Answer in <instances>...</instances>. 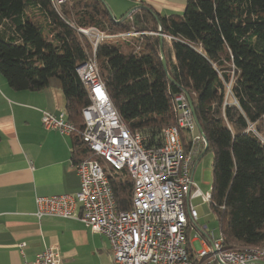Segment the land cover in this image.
Here are the masks:
<instances>
[{"label":"trees","instance_id":"trees-1","mask_svg":"<svg viewBox=\"0 0 264 264\" xmlns=\"http://www.w3.org/2000/svg\"><path fill=\"white\" fill-rule=\"evenodd\" d=\"M133 8L114 19L104 0H68L58 11L50 0H0V73L14 90L59 87L76 128L72 163L103 166L81 136L89 99L76 72L93 52L80 29L101 32L95 60L120 119L157 133L175 124L173 97L188 95L213 153L208 202L224 245H264V0H185L169 16ZM180 132L186 155L193 135ZM110 167L117 207L127 209L130 176Z\"/></svg>","mask_w":264,"mask_h":264},{"label":"built area","instance_id":"built-area-1","mask_svg":"<svg viewBox=\"0 0 264 264\" xmlns=\"http://www.w3.org/2000/svg\"><path fill=\"white\" fill-rule=\"evenodd\" d=\"M58 11L68 0H50ZM139 1V0H134ZM93 47L92 55L77 65V75L89 103L82 108V139L94 155L131 179L130 206L119 209L102 165L95 159L73 163L80 188L73 194L36 196L34 215L75 219L91 232L107 238L112 264H264V245L226 247L220 232L197 223L191 200L209 201L192 179V156L205 141L184 94L173 97L175 124L157 133L128 129L114 108L100 78L95 50L104 35L80 29ZM264 117V115H263ZM44 128L65 135L76 132L66 114L42 111ZM253 130L252 125L248 126ZM190 132L191 147L184 155L180 130ZM23 246V243L19 245ZM57 246L45 247L24 264H60Z\"/></svg>","mask_w":264,"mask_h":264},{"label":"crops","instance_id":"crops-1","mask_svg":"<svg viewBox=\"0 0 264 264\" xmlns=\"http://www.w3.org/2000/svg\"><path fill=\"white\" fill-rule=\"evenodd\" d=\"M123 1L104 0L114 19L139 2L162 16L179 14L185 4V0ZM42 111L65 113L59 87L14 90L0 73V264L30 262L48 246L58 247L60 264H73L70 257L77 246L91 241L97 250V236L105 239L110 252L107 238L78 220L34 215L36 196L73 194L80 188L71 160L72 137L44 128ZM200 150L198 145L191 158L192 173Z\"/></svg>","mask_w":264,"mask_h":264},{"label":"rangeland","instance_id":"rangeland-1","mask_svg":"<svg viewBox=\"0 0 264 264\" xmlns=\"http://www.w3.org/2000/svg\"><path fill=\"white\" fill-rule=\"evenodd\" d=\"M129 1L135 3L134 0ZM179 14H181V12ZM212 157L213 153L211 150L205 153H202L201 151L197 157L198 159L192 173L193 182L203 194L209 193L211 189ZM103 166L107 170L111 168L109 163H104ZM191 204L194 206L198 214L197 223L200 225H205L208 230H214L215 235H218L219 228L217 217L214 211L211 209L209 202L203 201L202 197L199 196L192 199ZM97 239V250L95 247H93L91 241L77 246V253L71 255L70 257V259L73 260V264H111L112 255L109 251H107V242L105 239H99V236H97ZM101 240H103L104 243L101 242Z\"/></svg>","mask_w":264,"mask_h":264},{"label":"water","instance_id":"water-1","mask_svg":"<svg viewBox=\"0 0 264 264\" xmlns=\"http://www.w3.org/2000/svg\"><path fill=\"white\" fill-rule=\"evenodd\" d=\"M147 9H148V8H147ZM133 10H134V8H132L131 10H129L128 13H127L124 17L128 16ZM110 14H111V13H110ZM111 17H113L112 14H111ZM161 40H162V39H161V35H160V38H159L160 45H161ZM162 64H163L164 69L166 70V64H165L164 59H162ZM186 96H187V99H188V102H189L190 109H191L192 114H193V118H194V121H195V124H196L197 130H198V132L202 135V137L204 138V141H205V143H204V148H203V150H202V153H204V151H205L206 148H207V142H206V140H205V137H204V135H203V133H202V130H201V128H200V126H199V124H198V122H197V119H196V117H195L193 107H192V105H191V103H190V99H189L188 95H186Z\"/></svg>","mask_w":264,"mask_h":264}]
</instances>
